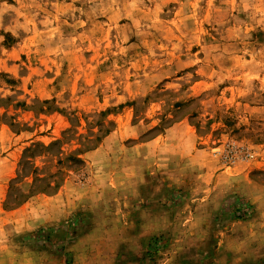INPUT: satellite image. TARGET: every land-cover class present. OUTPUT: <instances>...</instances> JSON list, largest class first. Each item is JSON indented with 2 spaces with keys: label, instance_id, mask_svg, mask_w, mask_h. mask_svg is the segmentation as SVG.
Masks as SVG:
<instances>
[{
  "label": "rangeland",
  "instance_id": "rangeland-1",
  "mask_svg": "<svg viewBox=\"0 0 264 264\" xmlns=\"http://www.w3.org/2000/svg\"><path fill=\"white\" fill-rule=\"evenodd\" d=\"M0 122L33 131L0 147V264H246L264 248V0H0ZM178 123L253 194L240 177L207 198L192 164L174 184L141 163ZM222 196L228 221L258 211L251 242L217 221Z\"/></svg>",
  "mask_w": 264,
  "mask_h": 264
},
{
  "label": "crops",
  "instance_id": "crops-1",
  "mask_svg": "<svg viewBox=\"0 0 264 264\" xmlns=\"http://www.w3.org/2000/svg\"><path fill=\"white\" fill-rule=\"evenodd\" d=\"M32 132L33 131L29 130H20L18 132H13L12 129H10L7 125L0 122V147H3V144H5L6 139H8L9 142L14 139L12 143L15 146L16 138L14 136H17V138H19L18 136H20L21 140L26 139V141L22 144H28L29 142H32ZM9 134H11V137L9 136ZM197 139L198 137L194 128L187 125H183L182 123H178L165 129L160 140H153L142 143L138 145L136 149H138L139 151L138 154L142 156L141 163H148L154 165V167L152 168L155 171V176H158V174H168L167 179L174 184L178 183V181L180 180V174L184 171L185 165L192 164L194 170H197V173H194V179L198 181L201 180L203 183L206 184L213 183L210 188L208 186L206 187V191L208 190V192H206L207 194L205 196L207 198H209L214 193L215 188L217 189V191L218 189H221V186L217 185V183H219L218 180L234 179V181H238L240 177L244 178L242 179L244 183L236 185V187L238 186L235 191L238 193L237 196L247 197L252 195V192L256 186L254 181H252L247 176H239L238 174H236V172H232L230 176L227 175L226 169L223 170L217 160L207 158V151L209 148L203 147L202 144L197 141ZM13 145L9 146V149H11ZM15 150L16 148H12L10 152L6 153L3 156V158L6 160H11V158L15 157L16 155ZM127 151V154H130L132 148H128L126 152ZM96 153H100V150L97 149ZM123 153L125 154V152ZM129 159L130 158H125L124 160ZM201 159H205L207 161H201ZM163 171H165V173H163ZM66 191L67 190L65 186L64 190L61 191L60 196L63 194V192L65 193ZM46 199L48 200V203L55 201V197H47ZM225 205L226 201L223 199L222 196V199H219L217 206H214L215 210L212 208L211 211H216L217 214H219L217 221L219 223L224 224V226L227 224H232V226L244 225V227H247L248 229L247 232H245V236H241L244 238V240L247 239L251 242L253 237H255L256 235L255 230L257 229L256 225H258V222H256L258 211H255L251 219L236 223L237 221L234 220L228 221V219L224 217L225 215L221 216ZM200 206L201 205L199 204V202L196 206H192V212L201 211ZM75 207L76 206H74V208L68 207L64 214H61L60 212L59 214H56V212L50 210V207H47L46 212L42 213V219L39 220L38 223L46 224L49 227L57 225L64 221L61 219L69 218L72 213L75 212ZM218 222L210 221L211 225H216ZM255 253L256 258L246 260L248 261L246 262V264H264V248L263 250L258 249V251Z\"/></svg>",
  "mask_w": 264,
  "mask_h": 264
},
{
  "label": "trees",
  "instance_id": "trees-1",
  "mask_svg": "<svg viewBox=\"0 0 264 264\" xmlns=\"http://www.w3.org/2000/svg\"><path fill=\"white\" fill-rule=\"evenodd\" d=\"M248 213H249V211H248ZM246 215H247V212L245 211V212H243V214H242V217H246ZM241 216H237V218H240ZM234 218H236V217H234ZM74 222L75 221V218H71V219H69V222H67V225L69 226V224H70V226H71V224H72V221ZM46 238H48V236H46ZM48 239H46V241H47Z\"/></svg>",
  "mask_w": 264,
  "mask_h": 264
}]
</instances>
